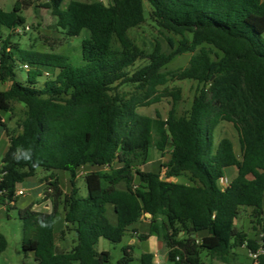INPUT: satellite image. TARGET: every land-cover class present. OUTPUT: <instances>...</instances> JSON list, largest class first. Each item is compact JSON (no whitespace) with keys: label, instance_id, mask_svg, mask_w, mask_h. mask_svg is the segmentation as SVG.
Instances as JSON below:
<instances>
[{"label":"trees","instance_id":"1","mask_svg":"<svg viewBox=\"0 0 264 264\" xmlns=\"http://www.w3.org/2000/svg\"><path fill=\"white\" fill-rule=\"evenodd\" d=\"M42 1L17 0L11 11L0 6V29L10 30L7 36L0 32V130L8 140L0 205L16 208L18 185L39 168L51 172L45 197L52 212L32 206L19 211L23 251L32 252L35 264H110V252L96 249L99 240L122 242L146 214L150 231L140 238L159 236L173 264H203V252L228 263L243 245L251 252L264 249V0H70L66 7L64 0ZM145 2L152 22L180 37L177 43L168 38L169 53L159 44L144 52L129 37L146 21ZM30 7L49 10L69 38L85 32L83 64L12 41ZM185 53L193 54L187 67L164 71ZM141 59L147 63L129 72ZM21 68L27 71L25 84L17 80ZM50 75L39 86V78ZM183 80L198 84L185 115L174 109L166 118L138 113L169 96L160 87ZM180 94L170 93L175 101ZM15 103L27 108L17 130L2 115L13 114ZM222 123L235 129L239 154L230 138L216 142ZM151 148L170 155L164 175L142 169ZM85 166L95 170L84 176L88 195L81 197L77 178ZM228 168L236 176L223 187ZM57 172L69 174V193ZM185 174L190 184L170 181ZM244 209L252 210L255 237L235 224ZM61 210L66 225L60 237L71 233L73 243L57 253ZM7 246L0 234V253ZM122 251L116 264H133L134 246ZM260 260L264 264V254ZM139 263L153 264V254H142Z\"/></svg>","mask_w":264,"mask_h":264},{"label":"rangeland","instance_id":"2","mask_svg":"<svg viewBox=\"0 0 264 264\" xmlns=\"http://www.w3.org/2000/svg\"><path fill=\"white\" fill-rule=\"evenodd\" d=\"M17 0H0V6L5 11H11L14 7V4ZM43 0L42 2H45ZM70 0H64V7L68 5ZM79 1H103L106 4L111 3L112 0H79ZM146 8V21L139 27L132 28L129 31V37L133 41L134 45L143 50L144 52L151 53L156 45H160V48L165 52L169 53L171 51L169 47L168 38H173L177 43L180 37L174 36L167 31H161L148 16L150 10L149 5L145 2ZM22 15L25 17V24L22 26L29 27V30L19 33V35H12V41L18 43L21 47L25 49H34L38 52H52L58 54L67 55L70 60L75 65L83 64L82 61V41L86 37L85 32L80 36L69 38L65 34L61 33L56 28V20L51 15L50 11L40 7H30L22 12ZM0 32L3 35H9L10 30L2 27ZM264 37V35H263ZM115 49H121L120 44L116 41L114 44ZM192 53H185L183 55L175 57L164 69L167 72H175L180 69H183L188 66ZM147 60H139L136 64L129 69V72L135 71L137 68L145 65ZM51 78L50 76H43L39 78V86H41L46 79ZM17 80L21 83L27 82V71L24 69L17 70ZM7 84L2 86V89H7ZM198 84L195 81L183 80V81H170L167 85L160 87L159 92H167L169 96L162 99L161 102L153 104L148 107H142L138 109V113L141 115H147L155 117L157 114H161L164 118L167 117L169 111L174 109L177 116L185 115L191 107L192 100L197 91ZM124 90H130L129 87L124 86ZM180 90L181 98L177 101L170 95V93ZM27 108L22 103L14 104V111L12 113L2 112V115L6 122H10L12 127L16 128L17 122L22 121L26 116ZM3 131L0 130V134ZM227 137L230 138L234 143V148L237 154H239V143L238 137L235 129L229 123H222L220 127L216 130V142L221 138ZM4 141L0 140V164L4 153H6L8 146L6 147ZM170 159L168 153L162 155L159 151L154 148L150 150V159L147 165L142 169L145 171H155L161 170L164 175L165 168H162V164H166ZM95 170L94 167L85 166L79 172V177L77 178V187L79 188V195L81 197H87L88 190L84 180L86 173ZM51 174L50 171H46L42 168H39L34 177L27 179L24 183L18 185V188H23L26 192L25 196L18 197L16 200V208L7 210L5 207L0 206V234L4 235L7 239L8 246L7 248L0 253V264H35L32 252L27 254L23 251L22 247V221L19 217V211L26 209L30 205L35 203H42L46 201V193L48 192V179L47 177ZM61 179L62 188L66 193H69L71 190L70 177L66 172H57ZM236 176L235 168L226 169V179L232 181ZM164 177V176H163ZM170 181L187 183L190 184L189 175H183L178 178H172ZM255 219L253 218L252 210L244 209L242 210L241 217L239 220L240 228L246 229L247 233L250 235L255 234L256 231L251 227ZM64 224V214L61 210L57 219H56V228L55 233L58 234L56 238V243L58 244L62 240L59 239L62 226ZM144 227V225H143ZM67 242L71 243L73 240V235L70 233L66 234ZM155 241L145 242L138 241L136 246H134V262L133 264H140L139 258L142 255L143 251L156 247L158 243H155L157 240L164 242L160 237H156ZM261 238V236H260ZM130 244V236L128 233L125 234L122 242L112 243L106 239H102L101 243L97 246V250L101 251L105 249L111 254L110 264H116L117 261L123 255V247ZM165 246V244L163 245ZM165 249L167 250L166 246ZM238 253H243L237 264H250L254 263L253 259L249 255H246V252L238 249ZM202 259L204 264H215V262H220L219 260L207 256L206 252L202 253ZM168 264H173L172 262Z\"/></svg>","mask_w":264,"mask_h":264},{"label":"crops","instance_id":"3","mask_svg":"<svg viewBox=\"0 0 264 264\" xmlns=\"http://www.w3.org/2000/svg\"><path fill=\"white\" fill-rule=\"evenodd\" d=\"M8 127L9 128H13L12 124H11V121L8 122ZM0 140L4 141V143H6L5 144L6 147L8 146V140H7V136H6L5 131H3L0 134ZM4 155H5V153H4ZM4 155H3V157H4ZM3 157H2V159H3ZM1 164H2V160H1ZM1 164H0V166H1ZM30 206H32V209L34 211L43 212V213H51L52 209H53L52 202H51L50 199H46V201H44L42 203L41 202L40 203H35L33 205H30ZM249 210H251V209H249ZM240 217H241V215H240ZM240 217H239L238 220H236L235 224H236V226L239 229H242L244 232L247 233L246 229L240 228V226H239ZM150 222H151V217L147 216V215H144L139 222H137L134 225L129 227V231L127 232L129 234V236H130V244L129 245L136 246V243L138 241H145V242L155 241L154 239H157L156 237H159V236H157L155 234H152L145 240H142L140 238V236L143 235V234H146V235L149 234ZM65 225L66 224L64 222V224L62 226V229L65 227ZM143 225H144V227H143ZM253 225H255V223L252 224V226H251L252 228H253ZM179 235L181 236L182 233H180ZM248 235H249V237H255V234L250 235V233H249ZM59 236H60V234H59ZM56 238H58V234L57 233L55 234V247H56V252L57 253H60V252H63V251H67V250L71 249L73 240H72L71 243H68L67 240H66L67 236H65L64 238L60 237L59 239H61L62 241L57 244L56 243ZM258 238L260 239V237H258ZM101 240L102 239L99 240L97 246L101 243ZM155 243H158L156 245V247H151V248L143 251L142 254H144V253L153 254V264H168V263H170L169 258H168V249L166 250L165 246H163L164 244L161 241H159V240H157ZM97 246H96V249H97ZM238 249L242 250L243 252H246V255H248V251L249 250L246 248L245 245H243V246H241V247H239V248H237V249H235L233 251V255L230 258V261L228 263H224V262H221V261L218 262L217 259H216L217 262H215V264H237V260H239V258L242 255H244L243 253H238ZM103 251H107V250L102 249L101 251H98V252H103ZM250 264H254V263L251 262Z\"/></svg>","mask_w":264,"mask_h":264},{"label":"built area","instance_id":"4","mask_svg":"<svg viewBox=\"0 0 264 264\" xmlns=\"http://www.w3.org/2000/svg\"><path fill=\"white\" fill-rule=\"evenodd\" d=\"M26 30H29V27L28 26H25L24 28L19 27V28H16L15 29V33L19 34V33L23 32V31H26ZM23 68L26 69V70L29 69L28 65H26V64L23 65ZM3 176H4V174H0V184L3 182ZM220 184L223 187H227V186H229V180H227L226 178H222L220 180ZM48 190L49 191L51 190L50 187H49V185H48ZM15 194H16L17 197H21V196H25L26 195V192H25V190L23 188H17ZM262 254H264V249H259L257 252H251V251H249V255L253 259L254 264H261L260 256Z\"/></svg>","mask_w":264,"mask_h":264},{"label":"clouds","instance_id":"5","mask_svg":"<svg viewBox=\"0 0 264 264\" xmlns=\"http://www.w3.org/2000/svg\"><path fill=\"white\" fill-rule=\"evenodd\" d=\"M24 155H25V159H27V158H28V154H27V153H25Z\"/></svg>","mask_w":264,"mask_h":264},{"label":"water","instance_id":"6","mask_svg":"<svg viewBox=\"0 0 264 264\" xmlns=\"http://www.w3.org/2000/svg\"><path fill=\"white\" fill-rule=\"evenodd\" d=\"M147 216H149L148 214H146ZM76 235H78L77 233H76Z\"/></svg>","mask_w":264,"mask_h":264}]
</instances>
